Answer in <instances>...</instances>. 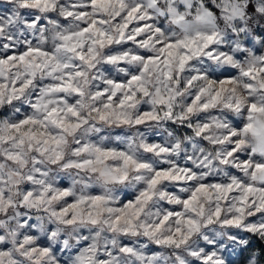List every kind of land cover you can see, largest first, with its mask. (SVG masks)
<instances>
[{"label":"clouds","instance_id":"9594fccd","mask_svg":"<svg viewBox=\"0 0 264 264\" xmlns=\"http://www.w3.org/2000/svg\"><path fill=\"white\" fill-rule=\"evenodd\" d=\"M249 3L255 7L257 3H264V0H249ZM13 6L19 9L18 2ZM71 6L72 0H63V3L57 0V20L65 18L69 10L75 11ZM262 16L264 13H247L243 20L251 23H246L245 28L217 16L214 24L201 28V31L220 33V40L211 54L205 51L194 57L184 71L174 74L171 80H160L158 76H153L148 95H138L134 106L117 108L118 115L106 120L99 119L100 112L108 111L104 108L107 100L101 94L104 90L102 86H106L110 79L130 76L141 64L128 62L122 66L120 63H109L104 51L92 70L84 69L86 77L78 81L83 92L79 97L71 93L65 96L53 93L45 97L47 103L42 102L40 109H34L32 105L36 96L41 94V89L50 90L56 82L54 76L45 73L21 99L11 105L5 103L0 106V111L8 108L6 122L16 123L17 114L45 121L47 112L56 108L67 121L80 125L64 133L49 118L46 121L48 135L42 137L40 143L25 141L23 146L16 140L7 145L0 143V155L11 151L19 153L21 157L15 162H0L4 190L9 191L13 201L7 214L0 210V227L5 232L0 242L10 241L15 248V241L23 238L21 233L26 234L35 229L40 238L49 237L53 248L58 245L61 247V252L56 254V264H73V251L85 238L94 240L96 264H102L98 257L105 254L106 247L115 253L111 257L112 264H198L207 254L206 247H212L217 253L227 250L225 260L230 257L234 264H264V239L259 236V244L255 249L241 255L242 248L247 245L232 235L237 229L224 223L234 214L231 203L220 204L223 208L220 220L213 215L218 203L215 199L201 201L203 216H193L183 204L194 186L204 180H208L209 184L225 180L231 182L235 172H240L244 179L249 178L245 170L235 167L238 158L233 157L225 163L224 157L234 143L227 139L228 135L236 123L247 120L245 109L252 102L264 105V94L248 92L243 76V71L248 67L247 61L254 55L264 57V47L259 44V40H264V37L254 34L258 26L264 29ZM161 22L165 31L175 34V39L185 37V33L169 19L161 16L155 20L157 25ZM70 25L78 29L76 15L71 17ZM50 31H56L54 25ZM4 35L7 36V32ZM13 36L17 47L26 40L36 43L44 40L42 32L25 27L23 17L14 26ZM249 38L255 45L251 49L244 43ZM48 46H52L51 36ZM154 51V48H139V52ZM241 52L243 56L239 63L235 59L227 60L225 55L237 57ZM115 55L122 56L123 53ZM232 73H236L237 83L227 86L228 91L215 106L202 111L197 105L192 113H188L187 108L191 106L189 101L194 99L201 87L210 80L229 79ZM164 97L167 100L161 103ZM237 100L240 102L238 108L233 107ZM201 101L206 102L207 97H201ZM69 106L79 112V118L67 112ZM145 113H150L154 119L137 124V120ZM44 140L49 143H43ZM102 151H111L114 155L103 157L100 155ZM240 155L250 153L246 147H241ZM126 158L131 161L127 166L124 164ZM158 170H169L172 177L179 179L161 180L152 186L151 181ZM26 188L33 193L32 205L23 203V197L27 195ZM145 191L151 198L141 197L142 202L138 205L141 213L134 221L135 227L122 224L113 229L112 221L118 215L116 210L136 200ZM64 192L68 195H62ZM39 196L43 197L44 203L37 206L34 200ZM97 196L101 202L94 205L92 201ZM72 204L77 207L74 209ZM21 207L23 212L20 211ZM65 208L70 214L81 213L83 222L65 225L63 221L66 217L61 212ZM173 208L178 209V212H173ZM166 216L169 219L164 221ZM25 217L35 221V224L28 226ZM188 217L195 219L199 227L189 230L185 222ZM209 217L212 219L210 223ZM91 219L97 222L92 223ZM158 225L160 230L157 232ZM243 227L245 225L241 229ZM10 228L15 235H8ZM49 229L57 231L58 235L52 237ZM178 230L183 235H177ZM168 237L183 242L178 246L166 244L164 241ZM248 239L250 241L251 237ZM64 240L68 241L67 248ZM122 248L124 251H121Z\"/></svg>","mask_w":264,"mask_h":264},{"label":"snow or ice","instance_id":"6c2138e0","mask_svg":"<svg viewBox=\"0 0 264 264\" xmlns=\"http://www.w3.org/2000/svg\"><path fill=\"white\" fill-rule=\"evenodd\" d=\"M17 2L19 9L13 6ZM60 3H63V0H60ZM71 7L75 11L69 10L65 18L57 20L55 15L57 0H0V106L5 103L11 105L21 99L45 73L54 76L56 82L50 90L41 89L39 96L33 93L36 96L32 105L34 109H40L42 102L47 103L45 97L53 93L57 96L71 93L79 97L83 92L78 81L86 77L84 69L92 70L100 58V53L104 51L109 63H120L122 66L128 62L141 64V67L130 76L110 79L106 82V86H102L104 90L101 94L107 100L104 108L108 111L100 112L99 119L106 120L118 115L117 108L134 106L133 102L138 95H148L153 76H158L160 80H171L174 74L182 73L194 57L205 51L211 54L220 40V33L201 31V28L214 24L217 16L223 21L233 22L240 28H245L246 23H251L243 20L247 13H264V3H257L252 7L249 0H72ZM73 15H76L78 29L70 25ZM161 16L177 25L185 33V37L175 39L174 33L164 30L163 22L155 24V20ZM20 17L24 18L25 27L43 33L44 40L41 43L26 40L19 47L16 46L13 29L20 22ZM261 22L264 23V16ZM46 24L48 27H42ZM53 25L56 28L55 32L50 31ZM5 32L7 36L4 35ZM254 34L257 37H264V29L258 26ZM49 36L52 39L51 47L48 46ZM244 43L250 49L255 47L251 38ZM259 44L264 47V40H259ZM141 46L154 48L155 51L154 53L139 52ZM238 49L239 42H237ZM259 50L256 49L257 52ZM116 53L123 55L118 56L115 55ZM225 55L227 60L235 59L239 63L243 52L237 57L231 54ZM247 64V69L243 71L246 90L264 94V57L254 55ZM235 76L236 73H232L229 79L210 80L207 85L201 87L194 99L189 101L191 106L187 108L188 113H192L197 105H200L202 111L215 106V103L228 91L227 86L237 83ZM201 97H207V101L202 102ZM166 100L167 97H164L160 102L164 103ZM239 106L240 102L237 100L233 107ZM245 111L248 114L247 120L236 123L227 137L234 143L225 154L224 162L227 163L233 157L238 158L239 162L235 167L245 170L249 178L244 179L240 172H235L231 182L225 180L222 183L209 184L208 180H204L194 186L191 194L183 200L185 209L190 210L193 216H203L201 201L215 199L218 203L213 215L217 220H220L223 214L220 204L231 203L234 214L224 223L237 229L232 235L247 245L241 250L242 256L255 249L259 244L258 236L264 239V159H261L264 157V105L252 102ZM67 112L71 113L72 117L79 118V112L71 106L67 108ZM7 114L6 107L0 111V143L5 145L12 140H16L20 146H23L25 141L40 143L41 138L48 135L46 121L49 118L64 133H69L70 129L75 130L80 126L67 121L56 108L47 112L45 121L32 117L25 118L17 114L16 123L6 122ZM151 119L154 117L150 113H145L140 120H137V124ZM18 136L19 140H17ZM55 142L59 143V141ZM43 143L49 141L44 140ZM241 147H246L250 155L241 156ZM100 155L111 157L114 153L102 151ZM19 159L21 157L17 152L9 151L0 155V162L4 160L15 162ZM129 163L131 161L126 158L125 166ZM123 178L125 177H121ZM169 178L179 179L172 177L169 170H158L151 185L155 186L161 180L167 181ZM25 190L27 191V188ZM62 195L67 196L68 193L64 192ZM141 197L151 198L145 191L136 200L129 201L123 208L116 210L118 215L112 221L113 229L119 228L122 224L135 227L134 221L141 213L138 207L142 202ZM100 202L99 196L92 201L94 205H99ZM23 203L33 204L31 191H27ZM43 203L42 196L34 200L37 206ZM12 206L13 201L10 199L9 191L4 190L3 178L0 177V210L7 214ZM72 207L75 209L77 206L72 204ZM20 211H24L23 207ZM172 211L178 212V209L173 208ZM61 212L66 217L63 223L67 226L83 222L82 214L79 212L70 214L66 208ZM168 219L169 217H164V221ZM90 222L97 221L91 219ZM185 222L189 230L199 227L198 222L192 217H188ZM208 222H212L211 217L208 218ZM33 224L35 221L28 219V226ZM242 225L245 227L241 229ZM159 230L158 225L156 231ZM49 232L52 237L58 235V232L52 229H49ZM8 235H15L11 228ZM177 235L183 234L178 230ZM4 236L5 232L0 227V238ZM21 236L22 239L15 241V248L10 241L0 242V264H56V254L61 252V247L58 245L53 248L48 236L40 238L35 229L26 234L21 233ZM249 237H251L250 241ZM184 239L186 240L187 237ZM180 242L183 241H177L175 237H168L164 241L166 244L177 246ZM67 245L68 241L64 240L65 248ZM121 251L124 249L122 248ZM96 252L94 240L85 238L73 251V264H96ZM205 252L207 254L198 264H234L230 257L225 260L227 250L217 253L212 247H206ZM114 255L115 253L108 251L106 247L105 254L99 255L98 259L102 264H112L111 257Z\"/></svg>","mask_w":264,"mask_h":264}]
</instances>
